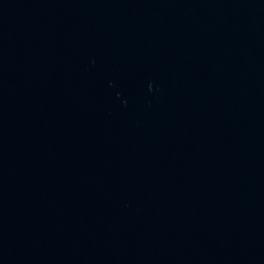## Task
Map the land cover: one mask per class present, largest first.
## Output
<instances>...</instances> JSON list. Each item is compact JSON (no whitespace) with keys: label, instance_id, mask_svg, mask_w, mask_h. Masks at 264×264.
I'll return each mask as SVG.
<instances>
[{"label":"water","instance_id":"1","mask_svg":"<svg viewBox=\"0 0 264 264\" xmlns=\"http://www.w3.org/2000/svg\"><path fill=\"white\" fill-rule=\"evenodd\" d=\"M0 264H264V0H0Z\"/></svg>","mask_w":264,"mask_h":264}]
</instances>
